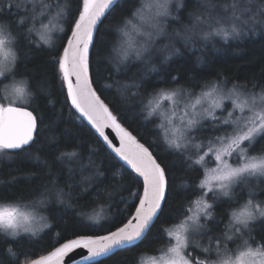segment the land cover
I'll list each match as a JSON object with an SVG mask.
<instances>
[{
  "label": "snow or ice",
  "instance_id": "obj_1",
  "mask_svg": "<svg viewBox=\"0 0 264 264\" xmlns=\"http://www.w3.org/2000/svg\"><path fill=\"white\" fill-rule=\"evenodd\" d=\"M74 2L76 10L70 14L67 0L63 4L60 0H0V154L7 158L9 150L24 152L36 143L38 123L43 119L29 108L33 107L36 90L47 81L35 84L29 79L31 73L21 71L22 49L44 45L56 53L53 71L66 100L123 166L134 172L140 188L123 189L129 191V197L121 196L114 205L119 208L124 204L120 215L111 221L121 225L115 230L103 235L73 232L72 238L55 233L57 241L63 242L47 255L23 264H65V258L77 249L87 250V255L81 256L84 264H99L96 258H107L143 243L166 210L174 222L161 226L154 236L164 243L153 249L156 255L150 264H264V85L253 82L249 86L222 72L202 82L193 78L188 84L178 83L180 78L173 76L174 86L153 87L151 91L145 89L148 77L144 73L137 74L139 82L134 78L104 85L106 90L116 86L119 92L138 98L144 122L158 121L154 127L167 150L181 155L190 173H201L186 186L189 195L182 209H170V169L162 166L150 147L120 122L93 86L94 75L97 82L102 78L99 71L94 72L91 60L99 56L97 44L105 43L96 37L104 20L124 7L122 0ZM129 3L127 15L113 17L115 23L108 26L115 35L108 62L116 74L140 62L148 76L159 75L155 61L166 63L180 55V48L203 51L201 43L206 46L217 38L227 43L249 34H264V0L255 10L242 7L240 0H191V10L189 0ZM54 33L61 34V39L54 40ZM33 34L39 43L32 39ZM156 83L168 81L160 79ZM106 130L114 136L110 138ZM113 140H118L119 146ZM149 144L157 146L156 140ZM79 157L80 153L73 150L61 153L58 159L74 162ZM93 165L91 157L87 164H80L82 172L92 173L83 177L85 182L104 176ZM71 199V192L59 186L57 177L33 189L27 197L0 196V241L40 236L52 227L42 213L49 211L53 202L72 207ZM225 204L224 216H217L215 209ZM127 212L131 214L125 216ZM88 219L95 226L101 217L96 214ZM6 251L10 257H18L11 247ZM135 264H141L140 260Z\"/></svg>",
  "mask_w": 264,
  "mask_h": 264
},
{
  "label": "trees",
  "instance_id": "obj_2",
  "mask_svg": "<svg viewBox=\"0 0 264 264\" xmlns=\"http://www.w3.org/2000/svg\"><path fill=\"white\" fill-rule=\"evenodd\" d=\"M240 2L241 6H244L248 0H240ZM257 2L261 3V0ZM60 3L63 4L64 0H60ZM67 3L70 5V14L75 12L74 0H67ZM122 5L124 7H118L104 20L96 37L98 41H105V43L97 44L96 51L99 52V56L91 60L94 72L99 71L102 78L97 82L94 75L93 85L120 121L150 147L162 166L167 165V169H170L169 208L180 210L189 195L186 186L193 184L201 173H190L182 156L167 150L163 141L158 139V132L154 127L156 120L144 122L140 105L137 103L138 98L131 97L128 92H119L116 86L106 90L104 85L113 84L114 80L121 83L131 82L134 78L139 82L137 74L144 73L148 77L145 89L151 91L153 87L174 86L171 82L173 76L180 78L178 83L188 84L193 78L201 82L213 79L217 72H222L226 77L240 83H248L249 86L253 82L264 85V34H249L242 40L227 43L217 38L215 42H207L206 46L201 43L199 47H203V51L180 48V55L172 56L166 63L161 64L160 59L155 61L159 75L152 73L148 76L140 62H135L126 71L116 74L108 62L111 60V42L115 39L114 32L108 26L115 23L113 17L127 15L126 9L130 7L129 0H122ZM192 7L194 5L189 0V9L191 10ZM36 41L39 43V38ZM177 47L180 45L177 44ZM22 51L24 61L21 71L31 73L29 79L35 84L43 85L47 81L46 86L36 90L31 102L33 107L29 108L34 111V114L42 117L43 122L38 123V135L32 147L26 148L24 152L19 150L9 152L7 158L0 154V196L27 197L33 189L48 184L51 178L57 177L59 186L64 188L65 192H71L72 207L55 202L50 204V210L42 214L47 217L52 227L46 228L36 238L25 235L15 241L12 238H8L6 242L0 241V260L3 264H22L25 260L35 259L48 253L58 246L59 242H63V239L57 241L55 233H60L61 237L72 238L73 232L102 235L109 229L115 230V227L121 225L119 223L113 225L111 221L115 216L120 215L124 204L121 203L119 208L114 205L121 196L129 197V191L123 189L136 191L140 188V181L134 172L123 166V162L106 148L66 100V93L61 88L60 79L53 71L52 58L56 53L47 50V46L44 45L39 48L28 46ZM198 57L203 58L202 62L198 61ZM97 60L106 62L97 64ZM160 79L168 83H156ZM152 140H156V148H152L149 144ZM259 149L260 145H257L256 150L259 151ZM73 150L80 153V157L74 162L58 159L61 153ZM89 157L94 162L93 166L103 172L104 176L85 182L83 177L91 176L92 173L90 170L82 172L80 164H87ZM117 172L119 174L113 176V173ZM66 185L72 187L69 188ZM98 192L100 195H97ZM108 193H111L110 200ZM131 203L129 200L130 210ZM109 204L113 206L110 208ZM226 208V204L218 206L215 209L217 216H224ZM96 214L101 217L100 224L91 226L93 222L88 217ZM130 214L131 212L124 213L125 216ZM224 219L226 222L227 217L225 216ZM173 222L169 219V213L166 210L143 243L137 247L117 251L114 255L100 260L99 264H135L137 259L141 261L144 257L156 255L153 249L159 247L164 241L155 239L154 236L159 234L161 226H168ZM256 227L259 229L260 225ZM8 247L18 253L17 258L8 255L6 251Z\"/></svg>",
  "mask_w": 264,
  "mask_h": 264
},
{
  "label": "water",
  "instance_id": "obj_3",
  "mask_svg": "<svg viewBox=\"0 0 264 264\" xmlns=\"http://www.w3.org/2000/svg\"><path fill=\"white\" fill-rule=\"evenodd\" d=\"M94 86V85H93ZM98 93V92H97ZM99 94V93H98ZM100 95V94H99ZM101 97V96H100ZM101 99H103L102 97H101ZM104 100V99H103ZM105 101V100H104ZM70 102V101H69ZM105 103H107L106 101H105ZM108 104V103H107ZM109 105V104H108ZM110 107V106H109ZM74 109V108H73ZM29 110H31V109H29ZM75 110V109H74ZM75 112L77 113V115L80 117V114L78 113V111H76L75 110ZM114 113V112H113ZM81 118V117H80ZM82 119V118H81ZM83 120V119H82ZM83 122L87 125V126H89L90 128H91V126L88 124V122L86 121V120H83ZM121 122V121H120ZM122 123V122H121ZM123 124V123H122ZM125 126V125H124ZM126 127V126H125ZM92 129V128H91ZM94 132H95V130L94 129H92ZM106 131H108V134H109V137L110 138H112L113 136H114V133H112L110 130H106ZM131 131V130H130ZM96 133V132H95ZM134 134V133H133ZM96 135L98 136V134L96 133ZM135 135V134H134ZM138 138V137H137ZM101 141H102V139L101 138H99ZM141 141V140H140ZM103 142V141H102ZM142 142V141H141ZM113 143H116L117 144V146H119V143H118V140H113ZM142 143H144V142H142ZM103 144L105 145V143L103 142ZM146 145V144H145ZM106 146V145H105ZM147 146V145H146ZM106 148H108L107 146H106ZM109 149V151L110 152H112L111 151V149L110 148H108ZM151 150V149H150ZM9 151H16V150H9ZM114 154V153H113ZM115 155V154H114ZM154 155V154H153ZM118 158V157H117ZM119 159V158H118ZM122 162V161H121ZM159 162V161H158ZM103 235V234H102ZM53 250V249H52ZM51 250V251H52ZM50 252V251H49ZM44 255H47V253L46 254H44ZM82 255H87V250H85V249H77V250H75L73 253H70L69 254V257H66L65 258V264H69V260L71 259V260H74V264H84V262L81 260V256ZM111 256V255H110ZM110 256H108V257H110ZM107 257V258H108ZM38 258V257H37ZM36 259V258H35ZM98 261H100V260H102V259H105L104 257H99V258H96Z\"/></svg>",
  "mask_w": 264,
  "mask_h": 264
},
{
  "label": "rangeland",
  "instance_id": "obj_4",
  "mask_svg": "<svg viewBox=\"0 0 264 264\" xmlns=\"http://www.w3.org/2000/svg\"><path fill=\"white\" fill-rule=\"evenodd\" d=\"M259 4H260V2H257V0H254V2H253V4L252 3H248V2H245V4H244V6H242V7H251V8H253V10H255L258 6H259ZM258 5V6H257ZM13 11H15V9H13ZM68 25H65V27H67ZM34 36H33V39L34 40H37L38 39V36L37 35H35V34H33ZM53 38H54V40H60L61 39V34H59V33H54L53 34ZM165 43L167 42V41H164ZM158 121H156V123H157ZM96 134V133H95ZM99 138V137H98ZM255 151H257V150H255ZM258 152V151H257ZM211 166V165H210ZM249 183L251 184V183H253V181H249ZM240 190L239 189H237V192H239ZM198 194V193H197ZM46 222L48 223V220H46ZM49 224V223H48ZM151 257L152 256H148V257H144L140 262H141V264H150V259H151Z\"/></svg>",
  "mask_w": 264,
  "mask_h": 264
},
{
  "label": "bare ground",
  "instance_id": "obj_5",
  "mask_svg": "<svg viewBox=\"0 0 264 264\" xmlns=\"http://www.w3.org/2000/svg\"><path fill=\"white\" fill-rule=\"evenodd\" d=\"M38 256V255H37ZM23 260V259H22ZM23 264V263H22Z\"/></svg>",
  "mask_w": 264,
  "mask_h": 264
}]
</instances>
